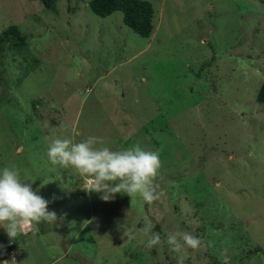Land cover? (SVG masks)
<instances>
[{"label": "rangeland", "instance_id": "1", "mask_svg": "<svg viewBox=\"0 0 264 264\" xmlns=\"http://www.w3.org/2000/svg\"><path fill=\"white\" fill-rule=\"evenodd\" d=\"M91 1L0 0V170L15 164L57 215L11 241L0 226V264H177L176 232L201 240L184 264H264V0H147L150 38ZM89 136L159 150L160 199L105 202L49 162L53 139Z\"/></svg>", "mask_w": 264, "mask_h": 264}, {"label": "clouds", "instance_id": "2", "mask_svg": "<svg viewBox=\"0 0 264 264\" xmlns=\"http://www.w3.org/2000/svg\"><path fill=\"white\" fill-rule=\"evenodd\" d=\"M100 138L89 136L81 142L70 138H56L47 145L46 155L53 166L73 168L86 178L88 192L100 193V199L108 202L117 193L129 197L139 195L144 202L152 204L163 195L155 183L161 168L159 150H148L136 143L119 151L109 147H94ZM49 201L34 191L31 183L22 182L15 164L0 170V226L10 241L16 239L25 226L57 220L54 211H49ZM147 248L161 243L159 233L152 232L151 222L140 230ZM167 244L178 254L177 264H184L187 249H197L201 245L199 237L189 232L167 235ZM3 264H10L3 261ZM11 264H16L15 258Z\"/></svg>", "mask_w": 264, "mask_h": 264}, {"label": "trees", "instance_id": "3", "mask_svg": "<svg viewBox=\"0 0 264 264\" xmlns=\"http://www.w3.org/2000/svg\"><path fill=\"white\" fill-rule=\"evenodd\" d=\"M40 1L46 8H50L58 0ZM90 9L100 18L109 17L118 11L122 12L125 25L143 38H150L154 32V9L147 0H92ZM4 35H13L20 41H24V37L14 26L9 27ZM2 40L3 38H0V41ZM258 100L264 103V85L259 92Z\"/></svg>", "mask_w": 264, "mask_h": 264}, {"label": "built area", "instance_id": "4", "mask_svg": "<svg viewBox=\"0 0 264 264\" xmlns=\"http://www.w3.org/2000/svg\"><path fill=\"white\" fill-rule=\"evenodd\" d=\"M12 247H13V244L10 245V250H9L10 253L8 252L7 254H9V255H10V254H14L15 251L13 250ZM8 257H9V256H8Z\"/></svg>", "mask_w": 264, "mask_h": 264}]
</instances>
